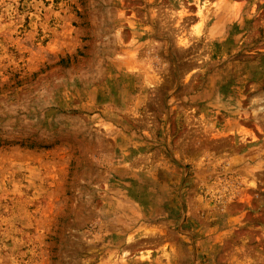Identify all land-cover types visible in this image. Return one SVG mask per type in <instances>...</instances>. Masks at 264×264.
<instances>
[{"label": "rangeland", "instance_id": "374dc122", "mask_svg": "<svg viewBox=\"0 0 264 264\" xmlns=\"http://www.w3.org/2000/svg\"><path fill=\"white\" fill-rule=\"evenodd\" d=\"M0 264H264V0H0Z\"/></svg>", "mask_w": 264, "mask_h": 264}]
</instances>
